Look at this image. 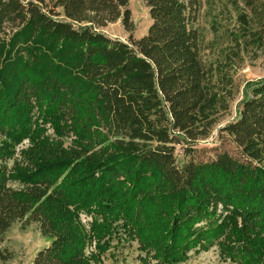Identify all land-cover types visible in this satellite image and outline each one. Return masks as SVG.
Masks as SVG:
<instances>
[{"label":"trees","instance_id":"1","mask_svg":"<svg viewBox=\"0 0 264 264\" xmlns=\"http://www.w3.org/2000/svg\"><path fill=\"white\" fill-rule=\"evenodd\" d=\"M144 1L136 39L130 0H0V245L37 224L50 243L30 264H103L115 240L137 242L143 264L211 248L264 264V79L241 91L234 77L264 55V0H223L208 43L201 0ZM118 21L126 41L102 31ZM240 91L219 130L236 152L197 159Z\"/></svg>","mask_w":264,"mask_h":264},{"label":"rangeland","instance_id":"2","mask_svg":"<svg viewBox=\"0 0 264 264\" xmlns=\"http://www.w3.org/2000/svg\"><path fill=\"white\" fill-rule=\"evenodd\" d=\"M223 0H201L200 10L198 12L197 24L204 36L205 43L212 42L215 39V31L220 25L224 26L225 21L220 14ZM129 8L132 12V19L135 26L134 37L139 39L147 34L152 20L149 14V8L144 0H130ZM102 31L111 38L121 39L126 41L129 33L122 26L121 21L111 23ZM217 36V35H216ZM211 54V51L206 50L205 55ZM217 54V53H216ZM236 82L242 88L248 82L264 79V55L257 60L246 59L244 64L234 73ZM237 96L231 107V113L226 114L225 117L215 126L212 135L205 140H200L192 145L193 155L199 160H208L214 158L216 154L223 151L235 153V146L228 139H219V130L225 126L229 121L236 117V110L238 103L242 99V92ZM69 142V140H66ZM28 141H25L19 148L27 147ZM185 145H179L176 149V156L179 163L185 162L187 153L184 152ZM13 161L9 162V166ZM17 187L18 185H14ZM81 224L85 231L91 233V225L93 222V215L87 212L79 214ZM50 241L45 238L37 224H32L24 227L23 223H16L7 232L5 241L0 246L3 251L12 254V259L7 262H0V264H30L34 259L36 253L47 246ZM113 248L103 257V264H143L139 257L144 256L138 249L137 242H120L113 241ZM87 256L90 257L96 253L95 241L90 244L87 249ZM95 263V262H94ZM96 264V263H95ZM147 264H155L150 262ZM181 264H229L221 261L217 248H211L206 252L194 254L187 262Z\"/></svg>","mask_w":264,"mask_h":264},{"label":"built area","instance_id":"3","mask_svg":"<svg viewBox=\"0 0 264 264\" xmlns=\"http://www.w3.org/2000/svg\"><path fill=\"white\" fill-rule=\"evenodd\" d=\"M86 254H87V251H86Z\"/></svg>","mask_w":264,"mask_h":264}]
</instances>
